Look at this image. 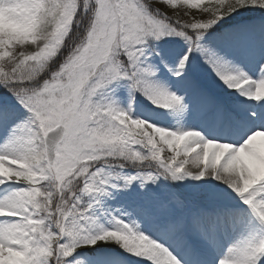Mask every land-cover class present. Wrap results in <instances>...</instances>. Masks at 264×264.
<instances>
[{
	"label": "snow or ice",
	"instance_id": "1",
	"mask_svg": "<svg viewBox=\"0 0 264 264\" xmlns=\"http://www.w3.org/2000/svg\"><path fill=\"white\" fill-rule=\"evenodd\" d=\"M166 37L184 44L162 51L177 44ZM237 52L264 74V0H0V185H19L0 196V264H86V253L87 264H211L206 253L243 206L264 226V75L234 66ZM197 53L225 87L261 103L215 101L190 75ZM149 57L214 110V138L104 95L127 81L152 105L187 107L152 82ZM161 177L199 183L154 191ZM120 196L132 199L99 225ZM215 264H264V234Z\"/></svg>",
	"mask_w": 264,
	"mask_h": 264
},
{
	"label": "rangeland",
	"instance_id": "2",
	"mask_svg": "<svg viewBox=\"0 0 264 264\" xmlns=\"http://www.w3.org/2000/svg\"><path fill=\"white\" fill-rule=\"evenodd\" d=\"M167 40H174L177 42L174 48H170L166 44H161V50L165 52L177 51L180 46L184 44V41L179 37H166ZM256 41L259 43V35L256 36ZM147 65L155 70V76L150 77L152 82L164 85L168 87L172 91H176L177 94L184 96V102L187 107L183 109H165L162 107H158L156 105H152L150 101L146 99L142 94L136 92L131 89L128 85L127 81H121L119 86L114 87V91H105L104 95L110 99H113L116 104L126 110H130L134 116H141L142 118L153 117L155 122L159 121L160 126L167 127L170 129H179V130H188L198 128L202 131L206 130V128L217 127V120L213 114V109L206 108L201 101V96L199 92L196 90L187 87L185 83L179 82L178 78L173 76L169 71L168 67H165L163 63L159 61V59H153L151 57L146 61ZM232 64L234 66H238L242 68L245 72H248L250 76L254 79L259 78L262 73L255 70L252 62L241 53L237 52L235 59L232 60ZM204 74L206 79H208V84L203 86V82L200 80L201 75ZM190 75L195 77V79L199 82L202 89H204L208 95L215 99L220 104L225 106L231 105L233 103L237 104L241 108H250L254 105H258L261 101H256L251 98L244 97L235 89H229L226 87V93L223 96L214 94L217 88V82L214 80L216 75L212 72V70L207 67L201 59L199 58V53L196 54V58L192 61V69ZM214 138V137H213ZM210 139V138H209ZM125 173H130L132 171L123 170ZM192 180L191 177H186L182 181H173L171 179L165 180L163 177L157 181L156 184H151V188L154 191H158L162 184L167 185H187L188 182ZM168 181V183H167ZM122 183V180L118 181ZM193 184H198L199 181L192 180ZM138 181L133 182L132 187L128 189L131 191L132 188H136ZM19 185L12 184L11 182L0 185V196H2L6 191H11L13 188L18 187ZM175 189V188H173ZM132 197L128 196H120L118 200L112 201L109 199V203H111V208L106 209L102 213H99L98 224L103 225L104 227L111 226L113 221L112 217L116 214V211L119 210L120 206L124 203H127ZM99 211V210H98ZM243 220L245 223L251 226L248 239H251L255 235L264 234V226H260L259 222L251 215L247 206H243ZM231 228H229L230 230ZM93 232L98 231L97 227H93L91 229ZM228 230V229H227ZM227 240L225 230L219 232L217 234V244L219 242H225ZM215 246V245H214ZM209 248L206 253V257H209L212 254V248ZM123 251V249H121ZM221 252V251H220ZM219 252V254H220ZM93 254H82L81 258L85 260L86 264L89 260V257ZM107 253H95L94 258L103 259ZM128 255V253H125ZM217 255V254H216ZM147 264H150L147 261Z\"/></svg>",
	"mask_w": 264,
	"mask_h": 264
},
{
	"label": "bare ground",
	"instance_id": "3",
	"mask_svg": "<svg viewBox=\"0 0 264 264\" xmlns=\"http://www.w3.org/2000/svg\"><path fill=\"white\" fill-rule=\"evenodd\" d=\"M264 75V74H263ZM217 127L213 128H206V130L202 131L201 129H197L201 132L202 135H205L208 139H212L214 137L215 131ZM239 226L233 229L225 230L227 240L225 242H219L218 245H215L214 248H212V254L207 257L206 259L211 261V264H215V259L223 255V253L226 251L228 246L235 244L237 242H240L242 240L248 239V233L251 228V226L244 222L243 216L240 221H238ZM221 251V252H220ZM220 252V254H219ZM217 254V255H216Z\"/></svg>",
	"mask_w": 264,
	"mask_h": 264
},
{
	"label": "trees",
	"instance_id": "4",
	"mask_svg": "<svg viewBox=\"0 0 264 264\" xmlns=\"http://www.w3.org/2000/svg\"><path fill=\"white\" fill-rule=\"evenodd\" d=\"M245 15H247V13H245Z\"/></svg>",
	"mask_w": 264,
	"mask_h": 264
}]
</instances>
